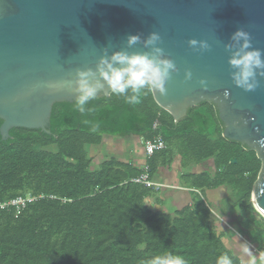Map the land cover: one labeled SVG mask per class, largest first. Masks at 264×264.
<instances>
[{
    "label": "trees",
    "instance_id": "trees-1",
    "mask_svg": "<svg viewBox=\"0 0 264 264\" xmlns=\"http://www.w3.org/2000/svg\"><path fill=\"white\" fill-rule=\"evenodd\" d=\"M89 106L92 111L82 116L73 102L54 104L49 134L17 128L8 139L0 135V204L24 200L0 208V264H147L165 252L188 264H216L222 254L232 264H251L242 257V244L264 261V220L250 201L261 161L222 137L212 104L191 108L177 124L152 93L135 106L111 94ZM106 137L160 138L166 147L139 159L134 152L127 160L110 153L94 168L90 150L102 149ZM176 156L185 173L181 191L225 187L231 199L225 209L242 214L231 220L238 221L233 230L245 241L235 238L230 222H217L201 199L170 212L155 199L160 187L133 182L147 174L159 183L157 175L169 170ZM206 161L213 163L210 172L189 171ZM231 238L241 245L239 254Z\"/></svg>",
    "mask_w": 264,
    "mask_h": 264
},
{
    "label": "water",
    "instance_id": "water-1",
    "mask_svg": "<svg viewBox=\"0 0 264 264\" xmlns=\"http://www.w3.org/2000/svg\"><path fill=\"white\" fill-rule=\"evenodd\" d=\"M237 28L264 52V0H0V135L8 139L17 128L49 134L54 104L74 98L61 82L76 69L94 68L104 47L146 51L139 44L127 48L126 36L155 31L178 72L165 85L167 95L152 93L154 101L175 124L202 103L215 107L222 137L261 161L250 201L264 220V78L251 92L233 85L223 45ZM193 38L210 49L193 50L187 43ZM186 69L191 80H184ZM200 79L208 82L206 91Z\"/></svg>",
    "mask_w": 264,
    "mask_h": 264
},
{
    "label": "clouds",
    "instance_id": "clouds-1",
    "mask_svg": "<svg viewBox=\"0 0 264 264\" xmlns=\"http://www.w3.org/2000/svg\"><path fill=\"white\" fill-rule=\"evenodd\" d=\"M127 48L141 45L143 52H129L115 50L109 52L107 47L102 49L94 68L76 69L74 78L63 81L62 86L71 90L74 95L73 106L75 111L86 116L92 111L89 106L103 93L115 95L129 105L135 106L150 93L158 92L161 96L167 95L166 83L172 74L178 72L175 63L166 58L162 44V37L158 32H150L146 37L139 34L126 36ZM188 45L196 51H207L210 45L206 40L189 39ZM229 53L227 63L231 69L229 75L234 86L246 92L255 91L259 86V78H264V52L253 48L249 32L237 28L223 45ZM190 70L184 71V80H191ZM203 90H207L208 82L205 79L198 81ZM106 90V91H105ZM225 98L230 93L226 89ZM85 124L89 121L85 120ZM99 124H94L91 131L95 132ZM264 143V137L261 138ZM243 251L253 256L248 245L242 244ZM147 264H188L181 256L172 252H165L151 257ZM216 264H232L227 254L217 258ZM251 264H256L252 259Z\"/></svg>",
    "mask_w": 264,
    "mask_h": 264
},
{
    "label": "rangeland",
    "instance_id": "rangeland-1",
    "mask_svg": "<svg viewBox=\"0 0 264 264\" xmlns=\"http://www.w3.org/2000/svg\"><path fill=\"white\" fill-rule=\"evenodd\" d=\"M104 142L105 143L103 144L102 149H99L98 151H93V149L90 150L89 157L93 158L94 168H98V166L105 159H107L106 155L110 153L118 155L119 159L127 160L132 152L137 153L135 156V158L137 159H139L144 152V148L135 138L120 140L115 137H106ZM174 160L175 162L170 165V169H164L157 175V178L155 179V181L161 183H156L158 184L157 186L162 190L161 193H158L155 197L158 202H161V206L164 209L173 212L175 208L180 209L187 202L192 203L196 202L198 199H201L206 206L210 207L213 217L217 218L218 220L217 222H221L222 224H224L222 219L230 222L232 224V228L229 227L228 229L232 233H234L235 238L245 241L244 238H242L237 233V231L233 230V227H237L238 221L231 220V217L233 216L235 217V219H239L242 214L239 210H230L231 212H229L225 209L226 204L230 203L228 201H231V199H229V196L227 195L228 192H226L225 187H220L213 190L203 189L201 191H195L194 193L181 191L183 190L182 188L185 185V173L180 169L179 159L177 158V156ZM212 167L213 163L211 161H206L203 162L199 167L191 166L189 171L194 174H199L202 170H207L210 172V170H212ZM184 189V191H188L186 188ZM235 238H231L229 240V243L231 248L239 254L240 250L242 249L240 248L241 245H238L236 243L238 241H236ZM242 257H245L244 259H248L249 261L255 259L256 264H264V261H260L257 255L254 253L253 256H249L242 250Z\"/></svg>",
    "mask_w": 264,
    "mask_h": 264
},
{
    "label": "built area",
    "instance_id": "built-area-1",
    "mask_svg": "<svg viewBox=\"0 0 264 264\" xmlns=\"http://www.w3.org/2000/svg\"><path fill=\"white\" fill-rule=\"evenodd\" d=\"M140 145L144 148V155L146 157H151L155 152L162 151L165 149V143L162 141L160 138L156 139L155 141H147L144 139H140ZM134 183L136 184H141L146 187H156L159 188L154 182L148 180V175L143 174L141 177L133 180ZM30 201V200H27ZM24 200L22 199H17L9 202L8 204H0V208H5L7 205H12V206H18V205H23Z\"/></svg>",
    "mask_w": 264,
    "mask_h": 264
}]
</instances>
